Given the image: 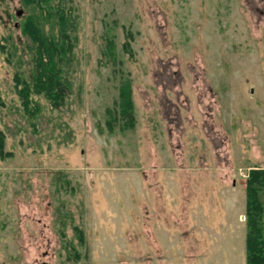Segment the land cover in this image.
Segmentation results:
<instances>
[{
  "label": "rangeland",
  "instance_id": "obj_1",
  "mask_svg": "<svg viewBox=\"0 0 264 264\" xmlns=\"http://www.w3.org/2000/svg\"><path fill=\"white\" fill-rule=\"evenodd\" d=\"M73 6L72 92L61 107L32 93L26 109L31 10L0 0V264H246L264 0ZM126 78L133 128L119 114Z\"/></svg>",
  "mask_w": 264,
  "mask_h": 264
},
{
  "label": "trees",
  "instance_id": "obj_2",
  "mask_svg": "<svg viewBox=\"0 0 264 264\" xmlns=\"http://www.w3.org/2000/svg\"><path fill=\"white\" fill-rule=\"evenodd\" d=\"M22 3L31 10L22 30L32 42L33 68L29 80L17 76V81L23 85L20 95L26 109L32 93L43 94L53 106L61 107L72 92L71 72L77 44L73 0H22ZM128 47L126 44L125 48ZM107 52L110 58L114 57L110 43ZM118 106L119 114L125 119L123 124L133 128L136 119L128 78L120 86ZM3 145L0 133V151ZM263 187L264 168L251 170L245 185L246 264H264V201L259 198Z\"/></svg>",
  "mask_w": 264,
  "mask_h": 264
}]
</instances>
